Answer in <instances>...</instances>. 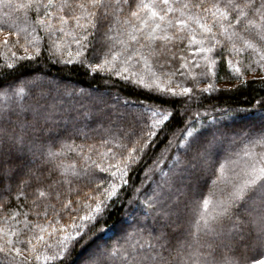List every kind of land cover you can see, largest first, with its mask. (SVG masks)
I'll return each mask as SVG.
<instances>
[{"label": "snow or ice", "instance_id": "1", "mask_svg": "<svg viewBox=\"0 0 264 264\" xmlns=\"http://www.w3.org/2000/svg\"><path fill=\"white\" fill-rule=\"evenodd\" d=\"M0 35V264H264V0H0Z\"/></svg>", "mask_w": 264, "mask_h": 264}, {"label": "trees", "instance_id": "2", "mask_svg": "<svg viewBox=\"0 0 264 264\" xmlns=\"http://www.w3.org/2000/svg\"><path fill=\"white\" fill-rule=\"evenodd\" d=\"M0 39H3V36L0 35ZM9 39H12L11 37ZM2 50V49H0ZM2 59H0V63H2ZM98 61H93V63H96ZM33 75H45L47 78H51L53 81H59L61 85H68L70 88L75 89H83V92L85 93V96L87 93L91 92L93 94V97H99L104 96V99L107 101V103L111 104L114 101L111 99V96H105V93H115L120 92L122 96H132V98L135 99H142L144 94L143 93H133L131 88L124 86L122 83H120L116 78H109L107 75H101V74H89L83 67L78 65H59V64H48L44 66L43 73H34ZM220 75H224L223 70H221ZM245 76L248 79H259L260 77L264 76V72L256 71V72H247ZM214 82L215 85L219 88L224 87H231L232 85H235L237 81L235 79H220V78H214L212 80L209 79H201L199 81V87L203 88L208 83ZM188 86H192L191 81H188ZM259 90V89H258ZM260 95H264V92H260ZM209 95V94H206ZM248 95L246 92H237L234 94H231L229 96H225L221 94L219 97L217 96H210V98H207L203 101L204 105L209 104H216L217 107H220L223 105L225 101L227 103H230L234 106H247L244 104V97ZM77 103H83L85 105H91L92 101L89 98L85 97H74ZM196 102H193V107H195ZM99 139V137H97ZM76 143H81L80 140H77ZM89 143H92V141H89ZM163 144L161 143L156 151H159V148L162 147ZM75 158L73 153H69L68 161L70 162L71 159ZM155 158V157H153ZM152 164L151 159H147L146 161H143L141 163V166L136 168V170L129 175V184L133 187L140 185L141 177L144 175V169L148 168L149 165ZM212 179H215V177H212ZM209 186H211V179L209 180ZM145 188H148L149 185L145 184ZM205 194H207V189H205ZM129 195H132L131 191L125 190V200ZM23 203V199L20 201ZM15 205V201H13V206ZM124 211V208L118 206L114 208L111 212V215L108 217V222L113 225H118L119 219L121 216V213ZM113 231H115V228H113ZM112 233H106L105 238L108 235H111Z\"/></svg>", "mask_w": 264, "mask_h": 264}]
</instances>
